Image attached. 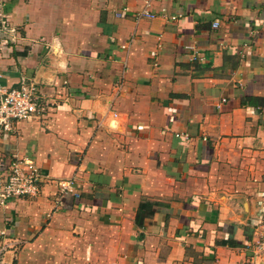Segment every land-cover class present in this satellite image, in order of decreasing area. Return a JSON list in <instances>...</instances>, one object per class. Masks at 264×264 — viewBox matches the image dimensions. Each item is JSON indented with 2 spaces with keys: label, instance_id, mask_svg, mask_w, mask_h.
<instances>
[{
  "label": "crops",
  "instance_id": "obj_1",
  "mask_svg": "<svg viewBox=\"0 0 264 264\" xmlns=\"http://www.w3.org/2000/svg\"><path fill=\"white\" fill-rule=\"evenodd\" d=\"M0 10L1 83L46 103L0 132V187L16 158L41 174L0 204V264H244L264 223V0Z\"/></svg>",
  "mask_w": 264,
  "mask_h": 264
},
{
  "label": "built area",
  "instance_id": "obj_2",
  "mask_svg": "<svg viewBox=\"0 0 264 264\" xmlns=\"http://www.w3.org/2000/svg\"><path fill=\"white\" fill-rule=\"evenodd\" d=\"M141 15L153 16L148 10ZM172 18H175L173 16ZM8 22L5 14L0 10V32L6 33ZM5 31H4V30ZM12 30H9V32ZM0 72V132L10 130L13 121L28 120L41 115L45 108V101L40 97L34 84L22 85L19 88H8L1 83ZM41 174L32 159L16 158L9 166L4 182L0 187V204L8 199L31 197L39 193ZM72 180L59 182L61 191L69 190ZM252 255L244 264H264V223L254 233L251 244Z\"/></svg>",
  "mask_w": 264,
  "mask_h": 264
}]
</instances>
